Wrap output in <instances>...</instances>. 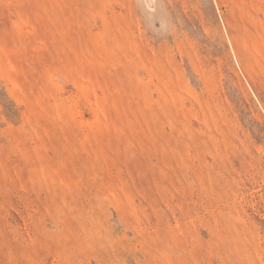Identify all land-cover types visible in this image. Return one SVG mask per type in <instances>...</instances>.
<instances>
[{
	"label": "rangeland",
	"instance_id": "374dc122",
	"mask_svg": "<svg viewBox=\"0 0 264 264\" xmlns=\"http://www.w3.org/2000/svg\"><path fill=\"white\" fill-rule=\"evenodd\" d=\"M0 264H264V0H0Z\"/></svg>",
	"mask_w": 264,
	"mask_h": 264
}]
</instances>
